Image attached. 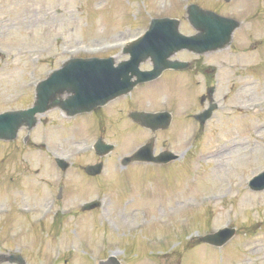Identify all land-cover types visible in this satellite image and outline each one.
<instances>
[{
	"label": "rangeland",
	"instance_id": "obj_1",
	"mask_svg": "<svg viewBox=\"0 0 264 264\" xmlns=\"http://www.w3.org/2000/svg\"><path fill=\"white\" fill-rule=\"evenodd\" d=\"M194 1L241 20L226 47L203 54L186 50L174 53L178 58L195 60V64L190 70L173 74L165 70L156 83L138 85L116 102L102 107L94 117L88 113L66 117L58 108L39 114L31 138L41 142L47 134L49 139L46 137V145L38 149L22 147L24 128L19 130L14 143L0 141V251L19 250L29 264H95V258L80 250L94 244L79 240L90 238L102 244L106 241L107 248L108 238L119 236L121 242L114 246L116 249H101L99 253L115 251L122 264H178L181 253L178 261L171 256H159L168 255L163 252L176 240L179 247L184 244L187 227L192 226L190 233L205 232L209 225L231 224L234 215L236 233L230 240L216 248L198 243L183 251V263L179 264L264 261V189L256 193L245 190L247 173L253 174L264 166V0ZM185 5V0H0V47L4 50L0 55V111L28 105L33 99V81L58 67L70 54L69 48L78 44L83 48L74 54L86 53V46H99L94 54L124 58L120 47L110 42L136 35L156 15L177 16L181 19L180 30L192 33L194 30L184 17ZM141 66L148 67L149 62ZM150 84L154 85L149 87ZM211 84L215 86L220 108L205 124L198 125L191 113L206 105V100L198 96L206 94ZM186 97H194L196 102L188 106L184 102ZM144 105L170 108L173 113L170 126L155 132V150L166 147L180 155L165 170L160 171L163 165H158L162 177L147 169L132 168L134 164L125 170L117 168L110 157L119 152V147L100 158L89 146L99 133L105 140H119L128 149L137 137L147 138L150 132L141 127L136 137L134 128L126 125L127 113L123 115L127 108ZM94 118L101 120L98 129ZM231 142L238 143L229 147ZM216 149L223 152L213 158L207 156ZM54 155L67 158L69 165L65 171L56 165ZM98 159L105 164L101 174L95 178L83 175V165ZM217 166L221 174L234 175L228 177L227 191L223 196L200 201L199 192L220 183L211 178ZM176 170L180 172L178 178ZM154 177L161 178L157 183L160 186ZM142 178L144 189L149 193L156 190V194L134 192L143 184L139 181ZM59 185L62 194L57 198ZM93 197L101 198V210L81 211L80 203ZM161 197L164 204L160 208L156 204L162 202ZM185 198L198 204L193 210L187 209L190 222L181 226L177 217L184 212L172 217L163 212ZM46 201L47 205L56 203V207L70 208L59 226L55 227L53 214L43 213ZM144 203L150 208L149 221L140 229V211L127 208ZM22 208H27L28 214H23L26 211ZM225 208L232 209L231 217ZM33 216L43 220L36 223ZM167 218L170 223L158 225ZM112 220L116 228H112ZM81 224L90 225V237L85 236L88 232ZM159 231L166 232L167 240L158 245L161 250L155 247L160 243ZM154 251L156 256L150 257Z\"/></svg>",
	"mask_w": 264,
	"mask_h": 264
},
{
	"label": "water",
	"instance_id": "obj_2",
	"mask_svg": "<svg viewBox=\"0 0 264 264\" xmlns=\"http://www.w3.org/2000/svg\"><path fill=\"white\" fill-rule=\"evenodd\" d=\"M218 20L219 19L216 17H210V16L204 17L203 14L201 13L199 14V18L196 20L195 23V26L199 29V34L197 36H194V38L199 39L201 41V44L194 46L197 47L195 49L198 50H204L207 48L212 49L221 46L223 44V39L227 37L229 30L232 27V24H230L229 26L226 22L222 23L221 21ZM225 31L227 33H224ZM220 35H221V39H220ZM58 74L59 72L57 73L55 72L52 75V77L49 79V81L53 79L59 80V86L57 88L59 91H62L64 89H66L67 91H72L73 94L66 100L67 107H71L74 109H84L87 107L90 108L96 103V100H91V99L85 101L87 100L86 90L82 84L76 82L89 76L90 75L89 71L79 72L74 74V76L73 73L64 71L63 74L60 75L62 79L58 77ZM38 97H40V95ZM46 100H47L46 97L43 98V103L40 104V98H38L34 109L38 107L39 109H42L46 103ZM57 100L59 99H57L55 96L53 102H57ZM58 102L61 103L60 100ZM72 102H77L79 104H73ZM32 111L33 108H31V110H29L28 112L23 113L24 116L22 118L27 119L26 117H30L33 113ZM0 119H7V116H2ZM203 239L211 240L208 236ZM216 241L220 242V240H216Z\"/></svg>",
	"mask_w": 264,
	"mask_h": 264
},
{
	"label": "bare ground",
	"instance_id": "obj_3",
	"mask_svg": "<svg viewBox=\"0 0 264 264\" xmlns=\"http://www.w3.org/2000/svg\"><path fill=\"white\" fill-rule=\"evenodd\" d=\"M220 152H221V150H215V151L208 153L207 156L208 155L215 156V155H218ZM219 174H220V176H219ZM211 178L215 181L218 180L221 183L224 180V175L222 177L223 178V180H222L221 179V173L219 171L213 170L211 172ZM220 183H218V187L220 186Z\"/></svg>",
	"mask_w": 264,
	"mask_h": 264
}]
</instances>
